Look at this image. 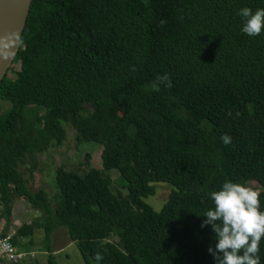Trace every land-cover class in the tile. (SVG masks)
Listing matches in <instances>:
<instances>
[{"label": "trees", "instance_id": "obj_1", "mask_svg": "<svg viewBox=\"0 0 264 264\" xmlns=\"http://www.w3.org/2000/svg\"><path fill=\"white\" fill-rule=\"evenodd\" d=\"M245 7L264 9V0L31 1L0 81L11 103L0 115L3 233L16 198L41 212L14 230L18 249L30 250L42 229L50 251L64 227L86 264H97V252L98 264H216L215 233L201 226L210 194L252 180L264 210V33L242 31ZM165 73L172 86L155 91ZM84 103L94 117L83 136L102 145V168L116 169L127 192L113 194L109 174L59 168L55 202L32 191L18 167L38 147L26 136L25 110H43L60 127ZM152 182L171 187L158 211L145 201ZM259 256L264 264V239Z\"/></svg>", "mask_w": 264, "mask_h": 264}, {"label": "rangeland", "instance_id": "obj_2", "mask_svg": "<svg viewBox=\"0 0 264 264\" xmlns=\"http://www.w3.org/2000/svg\"><path fill=\"white\" fill-rule=\"evenodd\" d=\"M11 107L7 99L0 98V115L5 114ZM27 118L32 122L26 128L29 142L37 143L35 153L23 158L24 163L18 162V167L24 177L28 179L32 191L39 188L45 189L52 201L57 202V187L54 176L59 168L72 174L84 176L90 170L101 172L104 178L109 174L110 190L115 195L124 196L127 192L118 179L116 169L104 170L101 165L102 145L86 140L82 133V126L94 117L93 107L88 103L78 106L66 115L60 127H53L46 118V112L36 111L33 108L25 110ZM31 169V170H29ZM154 194L145 198L153 209L160 210L167 200L170 185L165 182H152ZM246 186L260 190V185L255 181H248ZM41 215L39 210L30 206L23 198H16L13 202L11 216V230H16L23 223H29ZM9 229V230H10ZM33 244L30 250L36 253L39 264H48L49 254L54 255L57 264H86L75 243L68 237L64 227L56 228L51 235L50 251L42 229H36L33 234ZM21 240L24 242L25 239ZM26 251V250H25Z\"/></svg>", "mask_w": 264, "mask_h": 264}, {"label": "clouds", "instance_id": "obj_3", "mask_svg": "<svg viewBox=\"0 0 264 264\" xmlns=\"http://www.w3.org/2000/svg\"><path fill=\"white\" fill-rule=\"evenodd\" d=\"M244 19L242 31L249 36L264 33V9L245 7L239 11ZM166 21H161L163 26ZM171 87L169 74L158 75L153 89L159 91V85ZM224 144H230L232 138L225 134L221 137ZM261 192L241 183L226 181L220 190L210 196L214 207L203 215L206 219L202 227L211 225L218 241L209 252L216 264H260V243L264 239V210H261ZM94 259L97 264L103 259L97 252Z\"/></svg>", "mask_w": 264, "mask_h": 264}, {"label": "water", "instance_id": "obj_4", "mask_svg": "<svg viewBox=\"0 0 264 264\" xmlns=\"http://www.w3.org/2000/svg\"><path fill=\"white\" fill-rule=\"evenodd\" d=\"M32 0H0V81L19 47Z\"/></svg>", "mask_w": 264, "mask_h": 264}, {"label": "built area", "instance_id": "obj_5", "mask_svg": "<svg viewBox=\"0 0 264 264\" xmlns=\"http://www.w3.org/2000/svg\"><path fill=\"white\" fill-rule=\"evenodd\" d=\"M1 197V193H0ZM2 202L0 200V264H35L36 253L18 249L12 241L14 230L3 233L5 219L1 216Z\"/></svg>", "mask_w": 264, "mask_h": 264}]
</instances>
